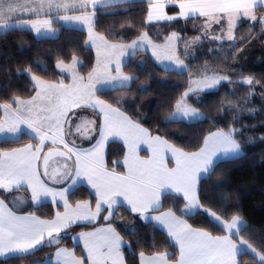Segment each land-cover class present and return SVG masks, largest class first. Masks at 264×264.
I'll return each mask as SVG.
<instances>
[{"label":"snow or ice","instance_id":"6c2138e0","mask_svg":"<svg viewBox=\"0 0 264 264\" xmlns=\"http://www.w3.org/2000/svg\"><path fill=\"white\" fill-rule=\"evenodd\" d=\"M135 3L146 4L145 16L138 25V18L132 16L119 32L116 25L121 22L117 20L108 28L107 36L98 32L102 16L128 15L131 9L120 6ZM108 8L116 10L105 12ZM242 20L252 22L251 30L248 36L238 39L237 28ZM161 21L169 25L183 21V28L158 35L154 40L146 29ZM193 21H200L193 24L199 35L185 39V30ZM54 24L62 28L80 25L81 32L86 27L81 50L94 49L95 64L85 77L78 71L84 67L83 61L73 53L63 52L64 59L57 62L56 68L68 75L69 83L63 78L46 81L26 67L15 75L27 76L32 85L29 91L34 94L28 99L6 92L0 96V142L18 143L23 135L35 141L0 149V259L7 264L10 257L26 258L55 248L37 264H126L124 249L132 253L134 244L139 245L144 238L138 235L135 220L132 226L124 225L129 235L137 237L134 242L125 240L117 231L115 217L124 208L141 221L155 222L154 226L165 233V243L175 249L150 254L141 251L139 264H241V255H251L255 264H264V236L257 238L256 230L239 215L226 218L230 207L225 203L227 194L217 199L205 194L202 187V182L210 181L221 160L243 155L237 139L241 130L231 124L227 128L217 127L203 137L198 150L188 152L160 135H153L121 106L114 107L98 95L130 90V83L139 77L126 74L123 67L138 51L150 49L163 70L189 74L187 90L165 117L166 124L206 119L188 100L204 90H216L222 82L247 85L251 98L261 81L253 76L234 79L207 63L193 69L181 59V52L190 57L189 49L197 44L202 46L206 39L220 42L221 50L228 42L227 47L238 49L218 57L228 60L245 53V46L264 45V0H0V29L5 33L22 29L34 32L37 39L56 36ZM257 27L260 32L253 35ZM137 28L139 32L135 31ZM130 35L135 38L126 39ZM208 51L215 48L209 47ZM36 66L46 71L42 65ZM226 67L232 68V64ZM240 67L233 68L234 75ZM3 73L10 83L12 70L5 68ZM260 95L264 99V92ZM123 99L114 103L121 105ZM86 110H91V115ZM221 111L230 113V120L235 123L245 109L239 104L226 108L222 101ZM84 141L90 146H83ZM109 142H121L125 149L123 159L114 161L112 167L108 166L105 152ZM141 145L147 146V158L139 154ZM169 158L174 161L173 167H169ZM118 168L124 170L117 171ZM78 185L87 186L91 199L73 204L70 196ZM21 190L28 195H17ZM165 201L172 207L164 210ZM205 203L209 206L205 207ZM52 205L56 210L51 218L42 219L36 214ZM61 206L63 211L59 210ZM193 215H203L208 225L222 234L194 228L182 218ZM97 220H103L105 225L75 235L69 232L74 227L92 226ZM242 232H248V238ZM64 240L73 241V249L60 247ZM148 246L154 248L156 244ZM76 247H80V255Z\"/></svg>","mask_w":264,"mask_h":264},{"label":"trees","instance_id":"16d2710c","mask_svg":"<svg viewBox=\"0 0 264 264\" xmlns=\"http://www.w3.org/2000/svg\"><path fill=\"white\" fill-rule=\"evenodd\" d=\"M121 9H131L128 15H104L101 17V25L98 26V32L108 35V28L112 27L113 21H120L116 25V30L119 32L121 26L126 27L130 22V17L135 16L138 19L136 24L145 16L143 9L146 4H129L121 5ZM116 9H104L105 12H112ZM193 24H199V21L189 23L185 33V39L199 35L193 30ZM250 21H242L237 28L238 39L248 36L250 32ZM54 27L60 29L57 37H43L37 39L36 35L28 30H11L0 33V88L5 91H0V96L6 92L7 95H16L22 99H28L32 93L29 91L32 85L27 76L17 77V70L23 71L26 67H31L32 73L39 75L45 80L59 81L64 79L70 82V78L62 75L56 68V64L64 57L63 52L75 54L83 61L84 67L79 68L83 75H87L95 64V51H82L84 40L86 39V31H79V28H62L60 24H54ZM183 28V21L173 22L169 25L168 22L156 23L150 25L146 30L155 40L157 36H163L171 31ZM139 32L140 29H136ZM260 32L259 27L255 29L253 35ZM110 40H115V37H108ZM134 35L128 36L126 39H134ZM218 43H213L209 40L200 46L194 56L185 57L181 52L182 58L187 64H190L193 69L202 68L206 63L213 70L219 71L222 74H227L234 79H239L248 74L252 75L255 80L261 81V84L256 85L254 95L248 97V86L238 83L229 84L224 82L221 86L210 92H201L199 95H191L188 102L203 113L206 119L196 122L184 123H164L165 117L169 116L174 110L175 102L182 96L183 92L188 87V73L184 75L177 74L174 70H163L147 51H138L131 58L129 64L123 67L126 74L138 76L129 87L130 90H117L98 95L113 106H121L129 116L138 120L144 125L153 135H160L169 142L175 144L179 148L192 152L198 150L202 146L203 137L207 136L210 131L217 127L227 128L230 124L232 127L240 129L237 139L241 142L244 153L239 158H230L221 160L215 168L214 174L210 181L202 182V187L205 194H211L219 199L221 194H227L225 203L229 205V212L226 218L232 215H239L246 221L251 228L256 230L257 238L264 236V99H261V92H264V64L257 68H239L234 75L233 68L237 57H230L228 60L221 59L224 53L238 51L225 47L221 50ZM183 44L180 45V48ZM209 47H214L215 51L209 52ZM246 47V46H245ZM263 47V45H262ZM69 61L65 60V63ZM231 63L232 68L226 67ZM42 65L46 71L41 70L36 65ZM10 68L12 70L11 81L3 73V69ZM147 89V90H142ZM235 93V95H233ZM124 98L121 105H116L114 101L119 98ZM248 100L247 103L245 101ZM199 101V103H198ZM225 102V107L242 105L245 111L239 113V122L232 123L230 113L221 111V102ZM229 118H225V117ZM219 121V124L213 123ZM252 138L251 140L249 138ZM35 143L28 135H23L18 143L0 142V149H10L23 146L28 143ZM124 146L120 142H111L108 146L107 162L109 166H113V162L123 159ZM122 170V168H118ZM75 194L70 196L71 202L78 200L91 199L89 190L85 186L77 187ZM171 199V197H169ZM209 205L205 203V207ZM172 207L167 201L164 202V209ZM179 207H183L181 201ZM61 209V207L59 208ZM239 209V212L236 211ZM56 210V206H46L41 208L36 214L51 218ZM217 210V209H214ZM35 211V209H29ZM179 214V213H178ZM135 220V229L140 237L144 239L139 245L133 246L132 253H129L127 248L124 249L125 258L128 264H139V252L144 251L150 254L155 251L169 252L175 251L165 243V233L152 223H146L139 220L138 217L129 213L124 208L119 209V215L115 217L116 226L122 231L125 240L134 242L137 237L128 234L121 220ZM186 219L196 228H205L211 230L214 234H222L218 228L213 229L208 225L207 219L203 215L188 216ZM94 227H74L69 231H78ZM242 236L248 238V232H242ZM146 241V242H145ZM155 242L156 247H149V244ZM254 246H258L256 240L251 241ZM61 245H66L73 248V241L64 240ZM60 246V245H59ZM76 253L80 255V247H76ZM55 248H47L35 256L26 258H8L7 264H37L38 261L48 258L49 253L54 252ZM178 255V252H177ZM174 260L175 257H172ZM241 264H255L251 255L239 256ZM0 264L5 262L0 259Z\"/></svg>","mask_w":264,"mask_h":264},{"label":"rangeland","instance_id":"374dc122","mask_svg":"<svg viewBox=\"0 0 264 264\" xmlns=\"http://www.w3.org/2000/svg\"><path fill=\"white\" fill-rule=\"evenodd\" d=\"M252 23V22H251ZM68 28H80V27H83V26H80V25H70V26H67ZM53 29H56V30H58V32H57V34H56V36H51V35H48V36H44V37H49V38H55V37H57L58 36V34H59V32H60V29H58V28H56V27H54V25H53ZM85 31H86V27H85ZM4 32V30H2V29H0V33H3ZM192 37H194V36H192ZM192 37H190V38H188V39H191ZM41 38H43V37H41ZM205 41H203V43H204ZM226 43V42H225ZM201 45H199V44H197V45H193L190 49H189V53H190V56H194L195 54H196V51H197V49L200 47ZM183 48V47H182ZM181 48V49H182ZM246 48V51H245V53H243V54H241V56H238L237 57V59H236V61H235V67H237L238 65L239 66H242V67H240L241 69L243 68V67H245V68H247V69H249V68H257V67H259V66H262L263 64H264V45H263V47H262V45L261 44H256V46L254 47V48H252V47H250V46H246L245 47ZM94 50V49H93ZM143 50V49H142ZM95 51V50H94ZM80 59V58H79ZM181 59H183L182 58V56H181ZM81 60V59H80ZM82 61V60H81ZM165 64H168L169 62L168 61H165L164 62ZM185 63H186V61H185ZM187 64V63H186ZM161 66V65H160ZM244 69V68H243ZM59 70V69H58ZM78 71H79V74L80 75H83L81 72H80V70H79V68H78ZM60 72V71H59ZM222 74V73H221ZM62 75H65V76H67L68 77V75L65 73V74H62ZM129 75V74H128ZM83 76H87V75H83ZM246 76H252V75H250V74H248V75H246ZM43 79V78H42ZM45 80V79H44ZM46 81H50V82H55V81H52V80H46ZM65 83H69V82H66L65 81ZM132 83L133 82H131L130 83V85H129V87L132 85ZM222 83H224V82H222ZM221 83V84H222ZM221 85H219V86H217V89L220 87ZM195 87V86H194ZM210 91H214V90H204L203 92H210ZM100 97V96H99ZM189 103V102H188ZM190 104V103H189ZM194 107V106H193ZM87 111V113L89 114V113H91V111L90 110H86ZM202 113V112H201ZM205 117V116H204ZM187 122H192V121H187ZM84 142H87V141H84ZM31 143H33V142H31Z\"/></svg>","mask_w":264,"mask_h":264},{"label":"crops","instance_id":"0c3cea01","mask_svg":"<svg viewBox=\"0 0 264 264\" xmlns=\"http://www.w3.org/2000/svg\"><path fill=\"white\" fill-rule=\"evenodd\" d=\"M260 13H258V15H259ZM242 21H244V20H242ZM242 21H240L239 22V25L241 24V22ZM158 23H164L163 21H161V22H158ZM199 23H200V21H199ZM238 25V26H239ZM4 33V32H3ZM34 33V32H33ZM35 34V33H34ZM206 40H209V41H211L210 39H206ZM205 41V40H204ZM211 42H213V43H220V42H217V41H211ZM226 43H228V42H226ZM140 51H142V50H140ZM143 51H145V50H143ZM147 52H149L150 54H151V50L149 49V50H147ZM153 58V57H152ZM154 59V58H153ZM155 60V59H154ZM158 63V62H157ZM159 64V63H158ZM160 65V64H159ZM129 75H131V74H129ZM100 99H102L101 97H100ZM104 100V99H103ZM115 107V106H114ZM91 111V110H90ZM127 114V113H126ZM89 115H91V113H89ZM134 119V118H133ZM143 127H145L144 125H142ZM146 128V127H145ZM109 143H111V142H109ZM121 143V142H120ZM169 143H171V142H169ZM173 144V143H172ZM173 145H175V144H173ZM83 146H85V147H89L90 146V144L88 143V142H84V144H83ZM108 146H109V144L108 145H106V148H105V152H106V160H107V155H108ZM176 146V145H175ZM242 146V145H241ZM21 147V146H20ZM176 147H178V146H176ZM179 148V147H178ZM181 149V148H180ZM183 150V149H182ZM185 151V150H184ZM242 151H243V153H244V149H243V147H242ZM139 154H140V156L142 157V158H147L149 155H150V153H149V151L147 150V146L146 145H141V148H140V152H139ZM230 159V158H229ZM122 160V159H121ZM226 160V159H225ZM108 163V162H107ZM109 166V165H108ZM174 166V161H172L170 158H169V167H173ZM109 167H112V166H109ZM124 169H122V170H119V169H117V171H123ZM80 185H78L77 187H79ZM83 186H85V187H87L86 185H83ZM17 195H20V196H24V195H28L26 192H24L23 190H21V192L20 193H18ZM90 200V199H89ZM71 202V201H70ZM71 203H73V202H71ZM75 203V202H74ZM73 203V204H74ZM11 206V205H10ZM29 210V209H28ZM60 211H63V208H62V206H61V209H59ZM164 210H167V209H164ZM18 211H21V213L23 214V210L22 209H18ZM178 214V213H177ZM38 215V214H37ZM133 215H135V214H133ZM40 216V215H39ZM42 219H49V218H46V217H43V216H40ZM186 217L187 216H184V217H182L183 219H186ZM121 220V219H120ZM140 220V219H139ZM187 220V219H186ZM121 221H123V225H122V227L124 228V225H129V226H132L133 225V222L132 221H130V220H125V219H123V220H121ZM141 221V220H140ZM245 221V220H244ZM142 222H144V221H142ZM187 222L190 224V222L187 220ZM246 222V221H245ZM147 223V222H146ZM152 224H155V222H152ZM94 227H103L104 225H105V222L103 221V220H97L96 222H94ZM191 225V224H190ZM115 226H116V224H115ZM94 227H91V228H87V229H81V230H78V231H72V233L71 234H73V235H75V234H78L79 232H81V231H91V230H93V228ZM159 229H160V227L159 226H157ZM194 227V226H193ZM116 228H117V231H119L120 233H121V235L123 236V233H122V231L116 226ZM194 228H196V227H194ZM125 229V228H124ZM126 230V229H125ZM161 230V229H160ZM69 231H71V229L69 230ZM234 239H236L235 237H234ZM74 243V242H73ZM60 247H65V248H69V249H73V248H71V247H68V246H66V245H60ZM78 255V254H77ZM54 259V258H53ZM238 259H239V257H238ZM125 261H126V258H125ZM126 264H128L127 263V261H126Z\"/></svg>","mask_w":264,"mask_h":264}]
</instances>
